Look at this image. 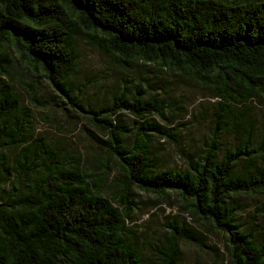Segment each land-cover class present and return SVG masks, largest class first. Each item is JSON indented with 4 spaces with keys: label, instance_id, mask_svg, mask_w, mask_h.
<instances>
[{
    "label": "trees",
    "instance_id": "1",
    "mask_svg": "<svg viewBox=\"0 0 264 264\" xmlns=\"http://www.w3.org/2000/svg\"><path fill=\"white\" fill-rule=\"evenodd\" d=\"M85 40L125 72L97 101L74 87ZM21 73L87 120L84 153L62 154L36 131ZM178 76L211 85L222 113L173 171L158 164L155 140L179 131L164 96L165 77ZM27 94L38 102L37 89ZM258 96L264 0H0V264H182L180 239L206 247L195 227L207 225L225 238L230 264H264L262 215L238 220L245 199L264 193V140L239 112ZM219 126L237 141L222 144ZM109 161L123 180H110ZM172 196L179 214L146 256L149 226L129 224Z\"/></svg>",
    "mask_w": 264,
    "mask_h": 264
},
{
    "label": "rangeland",
    "instance_id": "2",
    "mask_svg": "<svg viewBox=\"0 0 264 264\" xmlns=\"http://www.w3.org/2000/svg\"><path fill=\"white\" fill-rule=\"evenodd\" d=\"M79 49L81 62L76 73L74 87L85 91L86 95L99 92L95 96L97 101L102 97L103 91L111 88V82L119 81L125 77V72L118 69L111 59L100 54L86 40L79 42ZM165 78L164 86L168 87V93L164 96L167 98L168 108L173 111L174 120L180 125L176 126L179 131H172V137L158 141L154 139L156 143L160 144L156 146L160 152L157 162L163 169L179 171L184 169L183 161L186 156L194 150H198L209 141L210 137L214 136L213 129L217 125L216 119L222 111L218 109L220 99L215 96L217 91L211 85H200L185 76ZM17 83L18 91L24 95V105L34 111L36 131L43 133L47 141H58V148L62 154L84 153L85 148L90 145L86 136V129L89 128L87 120L75 111H67L63 107L57 106L51 97L50 92L52 91L45 81L37 84L25 73H21ZM35 89H37L38 102L30 104L26 93ZM154 92H160L158 95L162 94L160 90ZM247 106L249 108H246ZM247 106L241 107L239 112L240 114L243 112V115L254 123L253 134L256 142L259 143L264 140V98L255 97ZM168 108L166 109L168 110ZM125 120L130 126H137L131 119L126 118ZM217 133V139H221L222 144L228 147L237 141L236 135L232 134L230 130L224 132L219 126ZM109 168L110 180H123V172L116 163L109 161ZM140 198L142 201L148 199L143 194L140 195ZM179 208L180 202L176 196H172L169 202H160L155 209L149 208L138 212L135 216L136 221L129 224V226L140 225V230L149 226L152 233L149 243L151 249L149 246L145 250L146 256H150L151 250H154L156 245L165 242L168 234L165 231L167 227L164 225L170 222L173 216L179 214ZM258 208L262 209L258 211ZM256 211L257 214L262 215L257 219L263 223L264 227V193L254 198L245 199L244 212L238 216L239 222H248L251 214ZM151 214H154L153 218H151ZM184 218L188 226H195L188 214H184ZM195 228L206 235L207 246L202 247L195 242L181 238V263L230 264L225 238L212 230L209 225L196 226Z\"/></svg>",
    "mask_w": 264,
    "mask_h": 264
}]
</instances>
